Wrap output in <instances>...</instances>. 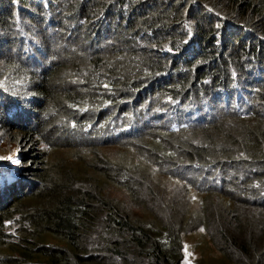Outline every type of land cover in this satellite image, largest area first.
I'll use <instances>...</instances> for the list:
<instances>
[{
	"label": "trees",
	"instance_id": "trees-1",
	"mask_svg": "<svg viewBox=\"0 0 264 264\" xmlns=\"http://www.w3.org/2000/svg\"><path fill=\"white\" fill-rule=\"evenodd\" d=\"M189 1L186 0V3ZM183 2L184 0H150L151 4H148L144 0H58L56 9L73 18L71 30L59 34L64 35L66 39L68 32V37H71L75 31L78 37L70 41L80 43L82 38L79 36L85 33L86 38L91 36L90 40L97 44L90 51L81 49L83 55L71 59L65 56L67 53H64L63 49L60 50V47L54 46L53 50L49 48L48 38L56 36L59 30L63 31L64 28L58 27L60 29L48 31L44 25L45 13L42 11L44 8L40 5V0H0V44L8 45L11 40L10 32L16 37V23L22 22L16 12L23 14L24 8H28L27 12L32 14L37 6L40 17L38 25H41L44 38L34 35L40 44L36 41L28 48H25L24 41H21L20 49L16 53L12 51L11 54L31 69L37 80L36 92L43 95L56 89V83L53 81L56 74H63V80L68 81L71 70H76L74 73L78 75V81L74 82L69 92L73 93V97L83 98H78L77 102L68 99L58 105L74 113L85 110V105L96 108L109 98L113 101L119 95L132 100L139 93L144 97L155 91L158 94L152 102H157L163 97L178 96L188 88L190 91L186 93L195 92L209 98L212 82L207 79L228 82L233 69L240 71L241 80L238 84H229L223 107H230L232 97L236 94L239 101L244 102L247 85L262 79L260 73L255 76L250 70L243 71L248 58L255 57L264 61V0H197L194 6L198 10L191 9L187 13L185 6L182 7ZM211 6H216L221 13H213ZM217 7L224 10L232 8L234 15H228ZM253 11L259 14L255 20L250 14ZM49 12L59 19L57 11H47V16ZM239 12H242L243 17L236 15ZM220 18H223L222 25L226 30L219 28ZM83 20L92 24H83ZM188 35L198 36L203 45L201 52L197 45L186 51L187 58L195 55V58L200 57L199 60L193 61V64H189L192 59H185L184 62L185 60H180L179 57L175 59L174 55L186 46L185 39ZM142 37L150 43H155L161 54L145 43L134 42ZM204 42H207L206 46ZM209 44L211 49H208ZM166 45L172 47L167 51L171 55L163 54ZM40 47L44 49V57L49 50L50 55L45 60V69L38 75L36 66ZM59 51L64 61L56 63L54 58L58 57ZM203 52L206 55L211 54L215 59L213 63L199 66V61L209 58L201 56ZM220 59L222 62L219 64ZM253 66L257 68V65ZM173 76L181 78L179 81H172ZM82 80L84 82L81 85ZM0 82L9 87L13 86V83L1 78ZM144 82H149V86L147 84L139 90ZM239 90L242 91L241 95ZM256 94L257 91L252 98L255 109H251L249 113L221 114L218 119L213 120V117L207 122H197L194 118L179 113V119L174 125L167 127L168 130L163 127L154 128L165 131L172 139L150 137L145 132L137 135V139H132L131 144L139 148L138 153L149 161L151 167L145 191L142 193L141 180L135 171V165L119 166L115 169V175L110 168L105 172V177L121 189V196L107 198L90 183L88 188L82 187L80 191L72 192L68 191V188L60 190V195H56V190L49 187L47 193L52 199L35 208L26 217V221H31L32 225L41 226L43 229L36 235L26 229L24 240L16 243L14 238L13 245H17L7 246V250L17 251L19 256H26V260H33L35 254L32 253V247L21 246L29 245L31 239L45 238V232L50 231L65 237L73 247L74 243H78V238L82 240L79 234L86 232L90 235L87 238L90 243L106 254L88 255L82 250L68 247L66 250L43 252L38 255L44 256L51 264H120V261L136 260H142L145 264H172L171 258L173 253L177 252L178 246L182 245L183 236L204 228L227 257L231 254L240 255V264H264V239L262 241L258 235L251 234L252 224L244 228L240 226L241 214L235 209L250 204L261 206L256 202L264 203V112L256 108L260 99L256 98ZM8 97L11 100L12 96ZM26 101L35 111L29 119H38L39 128L42 126L40 115L45 105H39L36 95H29ZM216 102L218 91L214 90L206 105L204 102H199L198 105L202 106L204 111ZM162 103L163 101H160V104ZM38 106L39 113L36 112ZM68 106L76 109H69ZM119 106L120 104H115V109H120ZM0 110L3 108L0 107ZM28 110L24 105L16 103V107L7 110V115L13 118L20 116L23 111L27 114ZM165 113V110L157 111L154 115ZM113 119L116 123L122 119L125 127L123 111L116 113ZM143 126L144 124L135 119L126 126V132L122 130L120 134L131 135ZM114 127L117 129V124ZM69 129L71 130V124ZM0 160L8 164L7 168H0L1 207L16 197H23V192L27 186L31 189V185L30 179L18 170L12 160L5 157H0ZM49 166L48 164L45 168ZM173 166L181 171V177L174 174ZM161 167L163 171L160 170ZM20 168L23 170V167ZM233 169H243L247 176L257 178V184L246 188L240 187L238 182L234 181L237 188L233 189ZM128 170L132 172L129 173ZM160 175L165 178L159 179ZM172 178H180L193 187L204 185L210 190V194L223 197L219 198L210 210L198 208L190 212L171 198L174 186ZM244 178V175L239 177L240 181ZM247 185L250 186V182ZM133 204L139 209V215ZM3 212L0 210V218L3 217ZM93 214V229L88 232L85 223H92ZM5 219L0 221V238L4 234L2 224ZM57 256L59 259H56Z\"/></svg>",
	"mask_w": 264,
	"mask_h": 264
},
{
	"label": "rangeland",
	"instance_id": "rangeland-1",
	"mask_svg": "<svg viewBox=\"0 0 264 264\" xmlns=\"http://www.w3.org/2000/svg\"><path fill=\"white\" fill-rule=\"evenodd\" d=\"M48 1L50 2L49 9L44 7V0H40V5L44 8L42 11L45 13V18L43 19L45 22L44 25L48 28V31H52L58 27L64 28L63 31L59 30L56 36L50 37V39L48 38V40H50L49 48L53 50L54 46L58 48L60 47V50L63 49L64 53H67L65 56L71 59L83 55V51L81 49H87L88 51L93 50L97 44H93L90 40L91 36L86 38L85 33L79 36L82 38L80 43L70 41L71 39H76L78 37V34L75 31L71 37H68V32L66 39L64 35L59 34L60 32L65 34L66 30H71L73 27V18L67 15L66 12L56 9L58 0ZM196 1L197 0H190L189 3H186V0H184L182 7L185 6L186 13L190 12L191 9L196 11L198 10V8L194 6ZM144 2L151 4L150 0H144ZM215 7L211 6L213 13H221ZM35 8L36 9H33L34 12L32 14L27 12L28 8H24L23 14L20 11L16 12L18 19L23 21L28 34L24 43L25 48H28L29 46V39L33 42L37 41L38 44H40L38 39H35L34 35H39L42 39L44 38V34L40 29L41 25H38L40 17L39 12H37V6ZM218 9L228 15H234L232 8H226V10L223 8ZM50 10L57 11L59 19L55 18L54 14L51 18L52 22H50L49 16H47V11ZM227 14L224 15L230 18ZM250 14L254 20L257 19L259 15L255 11ZM236 15L243 17L242 12H239ZM82 23L88 25L92 24V22L88 23L85 20H83ZM222 24L223 18H220L218 26L220 29L224 28L226 30L225 26ZM179 25L180 24H178V26ZM227 28L229 29L230 26L228 25ZM12 34L13 32H10L12 40H10L11 43L9 42L8 45H4L3 43L0 44V78L8 83H13V86L9 87L0 82V107L3 108V110H0V157L12 160L18 170L35 183L31 186V189L27 186L26 191L23 192V197L18 199L16 197V199L14 198L9 204L0 207V210L4 211L2 214L3 217L0 218V221L5 219V217H8L2 224V232L4 234L2 233V238H0V254L4 255V257L0 255V264H51L44 256H40L38 254L43 252L52 253L56 250H66L68 247L82 250L88 255H104L106 254L105 251L98 250L94 244L90 243L87 239L90 235L86 232L79 234L81 235L82 240L78 238V243H74L73 247L70 246L65 237L62 235L58 236L50 231H48V233L45 232V238L31 239V241H29V245L21 246L26 248L32 247V253L35 254L33 260H26L27 257L24 255L19 256V252L17 251L7 250V246L17 245H13L14 238H16V243L23 241L24 236L27 235L26 229H28V232L32 235H36L39 230L43 229L41 226L32 225L31 221H26V217L35 208L43 205L49 199H52L49 197V193H47L49 191V187H53L56 190L55 194L60 195V190L68 188V191H80L82 187L88 188V184L90 183L93 188H95L100 194L102 193L106 195L107 198H111L115 195L121 196V189H119L114 182H111V180H108L105 177V172L108 168H110L113 175H115V169L117 167L126 165L132 167L135 165L137 167L135 168V171L139 174L141 180L140 191L141 193L145 191L144 188L148 182V173L151 172V167L148 164L149 161L147 162L146 158L138 153L139 148L133 146L131 141L132 139H137L136 136L144 132L150 137L154 136L166 140L172 139V137L166 134L165 131L154 128L163 127V129H167V127L174 125L178 118H170V115L177 114L179 111H175L174 109L178 107L175 106V101L172 99V96L163 97L157 102H152L151 100H153L158 94L156 93L155 88V92H150L148 95L141 98L139 97L142 96L141 93L135 96L132 100H127L126 97H121L119 95L118 97L116 96L113 101L109 98L108 101L99 104L96 108H90L85 105V110L83 109L82 111H78L76 113L71 112V110L69 111L68 109L58 107V105L68 99H72L77 102L78 98H83V96L73 97V93L69 92L74 82L78 81V75L74 73L77 71L74 69L71 70L68 75V81L63 80V74H56L53 79L56 83V89L50 94L43 95L36 92L38 88L37 80H35V77L31 73V69L20 61L17 56L11 54L12 51L13 53H16L19 49L21 39L19 37L18 30L16 32V37ZM101 36L102 34L98 35V38ZM93 37L95 38V36ZM190 38L191 35H188L185 42L187 43ZM249 38L250 37L248 35L247 39ZM198 39L199 38L197 36V46L202 51L203 45ZM109 40H111V38ZM134 42L145 43V45L151 46L154 50L159 51L161 54V50L157 49V45L155 43H150L143 37ZM206 45L207 42H204V46ZM183 49L184 47L181 51ZM208 49H211V44L208 45ZM203 53L204 54L201 56H209V58L199 61V66H205L213 63L215 59L210 56L211 54L206 55L205 52ZM163 54L171 55V53H167V51H163ZM182 54V56H178L180 60L188 59L186 52H183ZM49 55L50 50L47 52V56L44 57L45 52L43 47L39 48L37 56L39 60L37 59L38 65L36 66V74H41L45 69V60L49 57ZM178 57L175 56V59ZM195 57L189 58L192 59L189 64H193V61L200 59V57ZM54 60L56 63L64 61L61 51H59L58 57L54 58ZM184 62H186V60ZM220 62H222V59L219 60V64ZM249 65H258L259 68L254 71V75L257 76L256 74L261 73L263 78L256 82V85H249L247 87L249 90L247 93L249 99L244 106L252 103L254 93L257 91L256 98L260 99L257 102L256 108L260 112H264V83H262L264 82V61L255 57L246 59V66L243 72L249 68ZM170 66L173 67L172 64H170ZM175 67L176 66H174V68ZM103 70L107 71L106 69ZM232 72L237 73L240 81V71L233 69L227 84L230 82L233 84L236 83L232 78ZM164 74H166V72H164ZM180 78L181 77L177 78L176 76H173L172 81H179ZM84 80L80 81L81 85ZM207 80L208 82H212V91L214 88L221 86V84L217 81L214 82L211 79ZM146 85L149 86V82H144L138 89L141 90L145 88ZM220 90L223 91L222 88H220ZM188 91H190V88H188V90H186L182 95L181 99L183 102L179 105L180 108H185L197 103L198 101L207 99V97L203 94H196L195 92L186 93ZM29 95H36L39 99V105H45L43 113L40 115L42 126L39 128H37L39 125L38 119H29L32 112H35L26 101V98ZM8 96H15L21 100L25 107L29 109L28 113L25 114L23 111L20 116L10 118V116L7 115V110L12 107H16V100H13V97L9 100L10 98ZM223 97L224 95L222 94L219 101L216 103V106L213 105L210 107V111L213 114L209 116L208 121H211L213 117V120L218 119L221 114H231L233 110H235L234 105L239 104L237 96L235 95L232 99L234 104L232 108L228 110L223 109L222 104L225 102ZM160 101H163V103L160 104ZM115 104H120V109H115ZM163 108L171 111L162 116L150 117L154 110ZM69 109L75 110L76 108L69 107ZM218 109L223 110L218 111ZM252 109L255 108L252 107ZM39 110L40 106L36 107V112L39 113ZM120 111H123V117L126 123L125 127H123L122 119H120L117 123L115 122V119H113L114 115ZM183 115L188 116L185 113H183ZM240 117L243 118V116ZM136 118L140 121V124H144L143 128L135 130L131 135L119 134L122 133V130L126 132V126L130 125ZM70 124L72 131L69 129ZM115 124H117V129L114 127ZM121 127L123 128L121 129ZM115 135H117V137H114ZM4 163L5 162L3 160H0V168H5L2 166ZM48 164L50 165L49 168H45ZM20 167H23V170ZM172 168L175 170L174 174L181 177V171H178L174 166ZM160 170L163 171V167H161ZM128 172L131 173L132 171L128 170ZM231 175L235 177V180H233V183L231 184L233 189L237 188L234 185V181L238 182L240 187L243 186L246 188L254 187L255 184H257V178L247 176L243 169H233L231 171ZM241 175L246 176V178L240 181L239 177ZM158 178H165V176L160 175ZM249 182L250 186L247 185ZM172 183L174 186L172 187L173 193L171 194V198L178 201V204L183 205L190 212L198 208L210 210V207L214 205L219 198L223 197L219 194H210V190H208L204 185H198L195 187L189 186L180 178H172ZM256 203L261 206H253L250 204L248 206H238V208L236 207L235 209L241 214L240 226L244 228L249 227V224H252L251 234L258 235L263 241L264 203ZM96 205L97 203L94 207H96ZM133 206L136 213L139 215V209L135 204H133ZM91 217L92 223L89 224L90 221H86L85 223L86 231L88 232L93 229L94 214L91 215ZM201 217L203 216L201 215ZM95 226L97 227L96 224ZM45 229H47V226ZM239 257L240 255L235 256L234 254H231L229 257L224 255V251L220 250L213 238L208 235L206 229L199 228L197 231L188 232L183 236L182 245H179L177 252L173 253L171 263L240 264L238 261ZM146 258L149 259V257ZM56 259H59V257L57 256ZM138 263L145 264L142 260H136L134 262L120 261V264Z\"/></svg>",
	"mask_w": 264,
	"mask_h": 264
},
{
	"label": "clouds",
	"instance_id": "clouds-1",
	"mask_svg": "<svg viewBox=\"0 0 264 264\" xmlns=\"http://www.w3.org/2000/svg\"><path fill=\"white\" fill-rule=\"evenodd\" d=\"M44 7H46V8H50V2L48 1V0H44ZM51 18H52V14H51V12H49V21L50 22H52V20H51ZM16 28H17V30H18V32H19V37L21 38L20 39V43H21V41H24V43H25V39L28 37V34H27V31H26V29H25V27H24V24H23V21L21 22V23H16ZM20 43H19V49H20ZM28 43H29V46L28 47H30L31 46V44L33 43V41L31 40V39H29L28 40ZM193 45H197V36H194V35H191V38H190V40L187 42V44H186V46L184 47V49L181 51H178L177 53H174V55L176 56V57H178V56H181L182 55V53L183 52H186L187 50H189V48L190 47H192ZM25 47V46H24ZM18 49V50H19ZM172 49V47L171 46H169V45H166V46H164V48H163V51H169V50H171ZM200 49V48H199ZM17 50V51H18ZM16 51V52H17ZM23 51H24V49H23ZM200 52H201V49H200ZM196 56V55H195ZM194 56V57H195ZM190 58H193V57H190ZM37 59H38V57H37ZM189 59V58H188ZM39 60V59H38ZM258 65H257V68H255L253 65H249V68H247L245 71H247V70H250L251 72H253L254 73V71L255 70H258ZM260 72V71H259ZM261 74V73H260ZM262 75V74H261ZM232 78L235 80V82L236 83H234V84H238L240 81H239V77H238V75H237V73L236 72H232ZM263 78V77H262ZM240 80H241V78H240ZM260 81V80H259ZM258 82V81H257ZM220 84H221V86H219V87H217V88H214L213 89V91L214 90H217L218 91V101H219V99H220V97H221V95L223 94L224 95V97H223V99L225 100V102H226V97H227V94H228V86H229V84L231 83H229V84H227V82H219ZM231 84H233V83H231ZM249 85H256V83L255 84H249ZM249 85H247V87L249 86ZM246 87V89H247V92L244 94V96H245V98H244V102H240L239 101V98H238V95L236 94V96H237V100L239 101V104L238 105H234L233 104V100L231 101L232 103H231V106L230 107H228V108H224L223 107V105L225 104V102H224V104H222V108L223 109H231L232 108V106L234 105L235 107H234V109L235 110H233V112H235V113H240V112H251L250 110L252 109V107H253V105H252V103L250 104H248L247 106H244V104L245 103H247V101H248V99H249V96H247V93L249 92V90H248V88ZM220 88H222L223 89V91H221L220 90ZM213 91H212V93H211V96L209 97V98H207V99H203V100H201V101H198L197 103H195V104H193V105H191V106H188V107H185V108H180L179 107V105L181 104V102H183V100L181 99L182 98V95L184 94V93H182V94H180V95H178V96H172V99L175 101V106L176 107H178V108H175L174 110L176 111H179L177 114H175V115H170V118H172V117H176V118H178L179 119V117H178V115H179V113H185V114H187L189 117H192V118H194V120L195 121H197V122H201V121H205V122H207L208 120H209V116L210 115H212L213 113L210 111V107H206V109L203 111L202 110V106H200V105H198L199 104V102H204L205 103V105L208 103L207 101H209L210 99H211V97L213 96ZM239 94L241 95L242 94V91L241 90H239ZM235 96V95H234ZM233 96V97H234ZM14 99H16V103L17 104H22V105H24L23 103H22V101L21 100H19L18 98H16L15 96H12ZM140 98L142 97V96H139ZM233 97H232V99H233ZM217 103V102H216ZM216 103H215V105L214 106H216ZM25 106V105H24ZM164 109V108H163ZM163 109H156V110H154L153 112H152V114L150 115V117H153V116H162V115H165V114H167V113H169L171 110H169V109H164L165 111H166V113L165 114H159V115H154V113L155 112H157V111H161V110H163ZM124 110H126V109H124ZM183 113H182V115H183ZM184 116V115H183ZM150 117H148V118H150ZM137 119V118H136ZM120 134V133H119ZM114 137H117V135H115ZM2 166H4L5 168H7L8 167V165L6 164V163H4ZM34 181L33 180H31L30 179V185L31 186H33L34 185Z\"/></svg>",
	"mask_w": 264,
	"mask_h": 264
}]
</instances>
